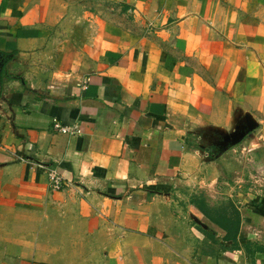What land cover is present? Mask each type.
<instances>
[{
  "label": "crops",
  "instance_id": "0c3cea01",
  "mask_svg": "<svg viewBox=\"0 0 264 264\" xmlns=\"http://www.w3.org/2000/svg\"><path fill=\"white\" fill-rule=\"evenodd\" d=\"M0 64V264H264V0H0Z\"/></svg>",
  "mask_w": 264,
  "mask_h": 264
},
{
  "label": "trees",
  "instance_id": "16d2710c",
  "mask_svg": "<svg viewBox=\"0 0 264 264\" xmlns=\"http://www.w3.org/2000/svg\"><path fill=\"white\" fill-rule=\"evenodd\" d=\"M211 223L215 224L226 232L224 241H231L234 247H237V236L239 233L240 216L238 212L227 215L224 212H215L209 209L202 199L190 201Z\"/></svg>",
  "mask_w": 264,
  "mask_h": 264
},
{
  "label": "built area",
  "instance_id": "2783aa9c",
  "mask_svg": "<svg viewBox=\"0 0 264 264\" xmlns=\"http://www.w3.org/2000/svg\"><path fill=\"white\" fill-rule=\"evenodd\" d=\"M52 130L60 134H63V135H80L81 134V130L78 126L76 125L75 126H65V125L60 124L57 120H53ZM35 165L38 166L39 168L46 170L51 188L58 190L63 187L62 178L57 173V170L54 167L45 166L39 162L35 163Z\"/></svg>",
  "mask_w": 264,
  "mask_h": 264
},
{
  "label": "rangeland",
  "instance_id": "374dc122",
  "mask_svg": "<svg viewBox=\"0 0 264 264\" xmlns=\"http://www.w3.org/2000/svg\"><path fill=\"white\" fill-rule=\"evenodd\" d=\"M184 189H189L188 188V186H185V188H183V187H181L180 185H177V187H174V191H180V193L179 194H181V195H179L178 196V194H174V196H175V198L178 200H180L181 201V203H184V202H189V200H190V198L191 197H200V196H198V195H201L199 192H198V194H194L193 192H192V196L190 197L189 195H188V193H186V191H184ZM184 193V194H183ZM251 193L253 194L254 192H252L251 191ZM225 195V194H224ZM224 195H218V196H208V197H203L202 195H201V197L202 198H204V201H205V203L206 204H208L210 207L212 206V207H217V206H219V209L218 210H215V211H217V212H223L224 211V209H223V206H222V204L225 202L224 200V198H226ZM207 201V202H206ZM226 203V202H225ZM237 203H239V200H237ZM231 213H232V209H231ZM230 213V214H231Z\"/></svg>",
  "mask_w": 264,
  "mask_h": 264
},
{
  "label": "water",
  "instance_id": "95a60500",
  "mask_svg": "<svg viewBox=\"0 0 264 264\" xmlns=\"http://www.w3.org/2000/svg\"><path fill=\"white\" fill-rule=\"evenodd\" d=\"M1 65V64H0ZM2 66V65H1Z\"/></svg>",
  "mask_w": 264,
  "mask_h": 264
}]
</instances>
